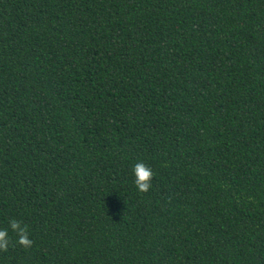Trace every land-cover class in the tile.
Masks as SVG:
<instances>
[{"label": "trees", "instance_id": "obj_1", "mask_svg": "<svg viewBox=\"0 0 264 264\" xmlns=\"http://www.w3.org/2000/svg\"><path fill=\"white\" fill-rule=\"evenodd\" d=\"M0 228V264H264V0H0Z\"/></svg>", "mask_w": 264, "mask_h": 264}, {"label": "clouds", "instance_id": "obj_2", "mask_svg": "<svg viewBox=\"0 0 264 264\" xmlns=\"http://www.w3.org/2000/svg\"><path fill=\"white\" fill-rule=\"evenodd\" d=\"M133 184L137 192L146 193L152 187L154 172L151 166L142 161L136 162L132 166ZM10 230L16 234V244L24 248L32 246L33 241L30 238L27 226L15 218L9 222ZM10 246L9 229L0 228V252L7 251Z\"/></svg>", "mask_w": 264, "mask_h": 264}]
</instances>
